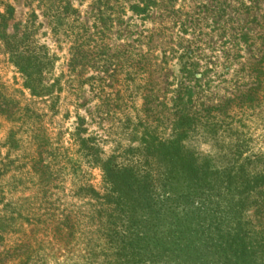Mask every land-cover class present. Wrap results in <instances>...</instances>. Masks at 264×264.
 I'll list each match as a JSON object with an SVG mask.
<instances>
[{"label":"rangeland","instance_id":"rangeland-1","mask_svg":"<svg viewBox=\"0 0 264 264\" xmlns=\"http://www.w3.org/2000/svg\"><path fill=\"white\" fill-rule=\"evenodd\" d=\"M8 6L13 8L11 17ZM0 16L6 18L0 19V31L22 49L46 51L53 62L48 79L61 77L64 84L54 110L30 97L0 39V102L9 101L14 114L11 122L0 117V189L6 194V213L15 218L7 227L11 233L0 242L3 264L18 252L20 225L29 244L34 231L39 232L45 239L40 248L50 256L55 241L52 235L44 237L46 214L61 218L67 211L77 212L78 187L100 184L99 171L82 161L71 144L77 114H91L86 135L97 136L108 156L129 146L135 118H143L142 94L153 96L156 112L174 114L193 107L188 95L222 100L252 84L258 100L236 124L249 148L264 153V0H0ZM73 45L83 47L81 77L74 79L67 71ZM252 69L263 71L258 75ZM34 123L49 139L42 151L53 182L43 198L29 170L37 147ZM9 130L15 134L13 148L4 146ZM186 146L219 164L228 149L209 136L190 137ZM72 257L48 264H76Z\"/></svg>","mask_w":264,"mask_h":264},{"label":"trees","instance_id":"trees-1","mask_svg":"<svg viewBox=\"0 0 264 264\" xmlns=\"http://www.w3.org/2000/svg\"><path fill=\"white\" fill-rule=\"evenodd\" d=\"M6 14L11 17L13 8L8 6ZM0 39L30 97L54 110L64 84L61 77L48 79L53 62L47 52L22 49L4 31ZM82 50L78 45L69 48L67 71L73 79L81 77ZM260 71L252 69L258 75ZM188 97L190 110L165 114L152 108V95L142 94L143 118L136 116L129 146L108 156L97 136L86 135L91 114L87 118L77 114L69 134L71 144L82 161L99 171L100 184L78 187L75 196L81 206L73 209L79 218L73 210L61 218L46 214L44 237L52 235L50 240L55 241L52 246L47 243L50 256L40 248L45 239L39 232L34 231L29 244L24 240L27 230L20 225L24 237L17 242L16 256L6 264H48L66 255L75 256L76 264H264V153L257 155L249 148L236 124L240 114L255 106L258 89L250 84L222 100L207 101L197 93ZM1 100L0 117L11 122L10 102ZM33 125L37 147L29 170L43 198L53 182L42 151L49 139L39 134L40 124ZM205 136L228 147L224 163L186 146L190 137ZM4 146H16L12 130ZM5 195L0 189V242L15 221L6 213Z\"/></svg>","mask_w":264,"mask_h":264}]
</instances>
